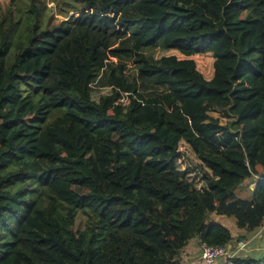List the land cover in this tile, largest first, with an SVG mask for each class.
Here are the masks:
<instances>
[{
  "label": "trees",
  "instance_id": "trees-1",
  "mask_svg": "<svg viewBox=\"0 0 264 264\" xmlns=\"http://www.w3.org/2000/svg\"><path fill=\"white\" fill-rule=\"evenodd\" d=\"M46 1L0 13V264H183L233 243L213 214L264 230V0Z\"/></svg>",
  "mask_w": 264,
  "mask_h": 264
},
{
  "label": "rangeland",
  "instance_id": "rangeland-1",
  "mask_svg": "<svg viewBox=\"0 0 264 264\" xmlns=\"http://www.w3.org/2000/svg\"><path fill=\"white\" fill-rule=\"evenodd\" d=\"M9 1L10 0H0V13H2L7 9V6L9 5ZM46 2L48 7L52 8L54 16L57 19L64 20L66 16L68 17L72 15H76V16L81 15L75 13L77 7L79 6L77 0H47ZM16 21H17V25L15 27L16 36H18V34H25L29 32L32 22L24 11L17 13ZM112 40L115 42L116 46L119 45L120 41L115 40L114 36H112ZM127 71L131 79L133 78L136 79L140 83V85L143 86L144 91L146 92L147 95L161 94L164 92V90L156 86V84L152 80L142 78L137 72V69L131 63H128ZM211 115L214 117H220L219 112H213L211 113ZM221 121L222 123L226 122L225 119H221ZM248 182L249 181H247V185H246L247 188L250 186V183L248 184ZM248 193H249L248 190H246L245 188H240L236 191L237 196L244 199H249ZM222 218L223 219H219L217 218L216 215L213 214L211 215L210 220L222 224L231 230L234 236V241L232 243V247L230 248L231 252H235L238 249V244L240 242L246 244L244 251H240L236 253V256L238 255L244 256L247 250L254 249L260 242L264 244V237H263L264 230L262 231L258 230L252 233L242 232L237 229L234 218L233 219L226 217H222ZM86 221H87V217L84 214L80 213L78 218L76 219L75 231L83 230L85 228ZM192 244H196V242ZM189 250L192 251L191 254L189 253ZM188 256H191L190 260H192L194 264H203L200 258V249L198 247L197 248L195 247L194 249L186 250V252L183 255V261H184L183 264H190L189 259L187 258ZM225 263H226L225 259H221L217 262V264H225ZM227 263L229 264V261H227Z\"/></svg>",
  "mask_w": 264,
  "mask_h": 264
},
{
  "label": "built area",
  "instance_id": "built-area-1",
  "mask_svg": "<svg viewBox=\"0 0 264 264\" xmlns=\"http://www.w3.org/2000/svg\"><path fill=\"white\" fill-rule=\"evenodd\" d=\"M260 180L264 179L263 177H259ZM246 244L240 242L238 244V249L235 252H231L230 246H203L202 247V263L203 264H217V262L221 259H225L226 263L230 259L236 256V253L243 251L245 249Z\"/></svg>",
  "mask_w": 264,
  "mask_h": 264
},
{
  "label": "crops",
  "instance_id": "crops-1",
  "mask_svg": "<svg viewBox=\"0 0 264 264\" xmlns=\"http://www.w3.org/2000/svg\"><path fill=\"white\" fill-rule=\"evenodd\" d=\"M251 188H253V186H251ZM217 218H219V219H223L222 217H217ZM230 221H232V220H230ZM236 224V223H235ZM228 228V227H227ZM194 242H196V244H192V243H194ZM230 246V248L232 247V244L231 245H229ZM199 248L200 249V258H201V256H202V246L199 244V242L197 241V240H192L190 243H189V245L187 246V248H186V250L187 249H194V248ZM191 252L192 251H190L189 250V253L191 254ZM188 259H189V263L190 264H194V262L192 261V260H190L191 259V256H188L187 257ZM202 260V259H201ZM184 262V261H183Z\"/></svg>",
  "mask_w": 264,
  "mask_h": 264
}]
</instances>
